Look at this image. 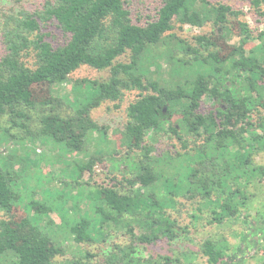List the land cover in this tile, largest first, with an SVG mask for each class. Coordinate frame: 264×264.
<instances>
[{"label":"trees","instance_id":"16d2710c","mask_svg":"<svg viewBox=\"0 0 264 264\" xmlns=\"http://www.w3.org/2000/svg\"><path fill=\"white\" fill-rule=\"evenodd\" d=\"M158 1L143 22L132 19L127 0H44L34 11L2 15L0 211L7 213L5 194L17 193L23 184L24 160L16 161L17 148L42 138L48 129L52 144H61L76 158L82 155L84 160L72 164L62 161L60 172L77 186L89 185L77 182L88 173L94 212L101 219L71 217L64 204L56 203L52 212L58 213L59 223L36 211L31 221L37 230L23 247L14 244L2 220L0 264H186L154 249L183 241L188 228L178 223L175 210L179 206L181 212L186 204L195 207V220L205 211L207 225L240 222L248 230L233 232L240 241L235 246L226 237L206 240L200 246L207 259L202 264H240L237 255L250 242L260 250L264 201L255 206L257 195L250 189L256 173L264 179L263 165L254 163L264 154V29L253 30L239 20L241 11L210 0ZM245 2L257 21H264V0ZM231 19L240 21L242 37L222 56L213 40L232 39ZM206 25L211 31L193 36L192 43L175 33ZM82 67L106 76L75 80L71 92L61 94ZM85 82H91L93 92L78 98L77 89ZM43 84L50 87L47 100L19 99L20 93ZM133 91L138 97L125 110L122 149L107 156L117 170L97 182L95 169L106 156L85 155L84 145L94 134L106 144L108 127L91 113ZM103 94L108 98L98 99ZM207 103L211 106L205 109ZM47 117L52 123L44 127ZM76 129L82 138H67ZM8 144L14 148L2 155ZM259 185L262 190L264 184ZM27 209H35L34 203ZM117 226L123 227L126 243L99 253L81 249V258L58 260L65 255L67 237L102 244ZM92 229L96 232L89 235Z\"/></svg>","mask_w":264,"mask_h":264},{"label":"rangeland","instance_id":"374dc122","mask_svg":"<svg viewBox=\"0 0 264 264\" xmlns=\"http://www.w3.org/2000/svg\"><path fill=\"white\" fill-rule=\"evenodd\" d=\"M44 0H0V22L2 21L3 14H14L19 10L34 11L41 6V3ZM212 3H220L223 6H229L233 10H239L242 12L239 20L245 21L250 28L253 30L264 29V21H257V18L249 11V6L246 4L245 0H210ZM158 0H127L128 9L131 12V17L134 21H145L148 16H151L157 6ZM238 19H231V26L233 37L230 41L224 42L220 38H215L213 42L219 46L220 53L222 56H225L230 50L232 44L239 42L242 37V29L238 26ZM211 31V26L206 25L205 27L198 29L195 27L185 26L182 31H175L182 39L188 40L192 43L191 38L199 34H208ZM251 45H247L249 48ZM2 46L0 44V55L2 54ZM120 60L124 61V58ZM106 75L102 72L92 70L87 67H82L74 74L70 76V82L63 86L61 94L66 92H71V85L75 80H98L104 78ZM93 92V86L91 82H85L80 85L77 89L78 98H88ZM146 94V93H145ZM51 96L50 87L46 84L31 87L30 89L20 93L19 99H34L38 102L45 101ZM138 97V92H126L121 101L104 102L100 107L92 111V117L100 125L108 127L107 133V142L106 144H101L98 142L97 134H94L90 138L85 140V150L84 154H97L98 152H103L106 156L105 161L98 164L95 169V176L93 177L95 181L101 182L103 175L109 171H116L117 164H112L107 158L109 153H115L120 151L121 146L124 142L121 131L126 122L125 110L128 105L134 102ZM108 98L105 94L98 97V99ZM80 107V105H78ZM117 106V107H115ZM210 104L205 105L207 109ZM81 108V107H80ZM78 108V109H80ZM44 127L52 123L50 117L44 118ZM49 126V125H48ZM54 126V125H53ZM34 128V127H33ZM81 132L78 129L70 137V134H65L70 140L79 141L82 136ZM135 137L138 135L137 130H134ZM97 138V139H96ZM26 145L21 148H17L16 152V161L22 159L23 161V172L24 175L21 177L23 184L19 185L17 193L5 194L3 205L7 210V213L0 211V221L5 220L8 225L5 227L8 229L9 235L13 238L14 244L18 247L26 246V242L37 230L31 221V216L37 211L46 218H51L55 223H59L58 213L56 211L52 212V207L54 204H64V207L70 212V216L74 218L86 217L90 218L93 221H99L98 215L94 212L95 202L92 198V190L90 183V176L87 172H83L78 179V183L84 184L88 182V186L82 185L77 186V183L73 178L66 176L63 172H60V169H63L61 162L73 163L76 159H82L75 157L74 154L67 153L63 146L51 143L49 138L48 129L45 131L44 136L35 137L30 140V142L24 143ZM9 145V146H8ZM1 148L2 155H7L11 151V148H14V145L8 144ZM30 149L32 151L26 150ZM34 151V153H33ZM255 165L262 164L264 167V154L254 158ZM20 166L14 164V168L18 169ZM70 169V167H69ZM64 174V175H63ZM131 177V176H130ZM260 175L256 173L253 177V182L255 188L252 187L251 192L255 193V206H258L259 203L264 201V188L262 190H257L259 184H264V179L259 178ZM108 185L104 184L102 187H107ZM260 186V185H259ZM263 186H261L262 188ZM34 203L33 210L29 211L27 209L29 203ZM193 206L186 204V206L181 207V212L179 206L176 208L175 212L179 216V224L187 226L188 231L184 234L183 241L177 243H162L154 248L158 253H167L172 257L179 258L183 263L186 264H202L207 259L202 256L200 246L209 238H219L226 237L228 242L235 246L240 243L238 238L233 236V232L245 231L246 228L239 223H227L222 226H210L206 224V217L208 214L204 211L199 214L202 216L201 220H195L192 218V215L196 213ZM167 213H171L167 210ZM182 216V218H181ZM175 217V216H174ZM172 218V217H171ZM180 218L182 222L180 221ZM173 219V218H172ZM47 220V219H44ZM183 223V224H182ZM254 225V224H253ZM261 230H263L261 228ZM89 235H94L96 230L92 229L89 231ZM123 227L117 226L114 229H111L108 233L110 236L107 238V241L102 244H92L87 243H78L72 238H66L63 244L65 246V255L64 257L58 258V260L71 259L74 256L81 258L83 256L82 250L90 251L93 253H99L102 249H107L112 244H124L128 241ZM248 232V230H246ZM251 232L253 230L251 229ZM250 233V232H249ZM134 234L138 235V229H134ZM146 234H149L146 231ZM252 242H256V239H251ZM263 244L260 247V250L257 252L258 247L251 245V242L246 245V252L237 255L238 261L240 264H259L262 259H264V239L262 240ZM253 244V243H252ZM251 247L253 249H249ZM85 262V261H83Z\"/></svg>","mask_w":264,"mask_h":264}]
</instances>
